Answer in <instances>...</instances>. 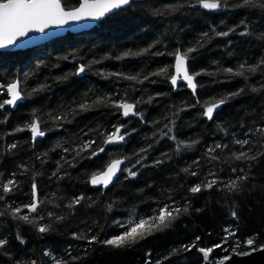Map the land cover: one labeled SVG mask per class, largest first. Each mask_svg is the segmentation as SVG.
Here are the masks:
<instances>
[{"label": "trees", "instance_id": "obj_1", "mask_svg": "<svg viewBox=\"0 0 264 264\" xmlns=\"http://www.w3.org/2000/svg\"><path fill=\"white\" fill-rule=\"evenodd\" d=\"M64 2L74 6L78 0ZM220 32L229 34L218 36ZM190 47L196 51L188 55V68L199 73L195 93L183 81L172 86L169 75H152L161 68L173 74V53ZM125 52L142 54L123 57ZM262 60L264 9L244 6L242 0H227L219 10L202 9L196 0H132L89 29L68 31L25 49L0 50V83L18 77L26 93L15 107L0 109V186L16 181L12 192L0 187V212L6 213L0 216V239L8 242L0 249V264H53L51 256L81 257L74 264H141L147 257L151 264H203L199 247L223 245L210 254L211 261L228 256L237 240V252L249 251L243 243L248 238L264 245V135L257 131L264 128V65L244 76L224 71ZM81 64L86 71L77 74ZM129 75L139 81L124 78ZM41 85L45 87L33 92ZM235 92L239 95H230ZM224 97L229 98L208 120L205 102ZM6 98V92L0 94V101ZM101 98L135 103L137 114L124 117L107 102L94 103ZM85 102L91 105L86 111L79 108ZM57 115L65 119L53 120ZM35 117L46 135L33 141L29 131L16 129ZM117 126L127 132L124 141L89 158ZM245 139L249 144L243 148L235 143ZM89 140L96 141L92 150L77 156L74 150ZM181 141L196 143L177 150ZM217 144L227 147L209 153ZM240 151L257 159L236 161L233 153ZM118 156L127 157L118 178L105 190L92 187L91 174ZM128 168L136 175L130 176L124 170ZM193 171L197 174L191 175ZM241 176L248 179L229 191L231 181ZM213 178L219 183L211 190L189 191ZM33 183L41 203L32 215L44 216L40 222L51 225L44 234L9 214V205L32 201ZM79 196L85 199L69 207ZM163 204L187 211L134 245L117 249L74 237L80 233L108 239L124 231L118 224L133 213L137 219L148 217ZM226 228L235 235L225 244ZM193 242L191 251L173 254Z\"/></svg>", "mask_w": 264, "mask_h": 264}, {"label": "snow or ice", "instance_id": "obj_2", "mask_svg": "<svg viewBox=\"0 0 264 264\" xmlns=\"http://www.w3.org/2000/svg\"><path fill=\"white\" fill-rule=\"evenodd\" d=\"M132 3V0H78L77 5L68 6L66 2L62 3V0H0V49L8 48L10 46L17 45V42L20 41V46L28 43L33 38H29V40H23L22 38L29 37V33H44L46 29L50 28H60L65 25H68L70 22H80L84 20H100L106 17L109 14L114 13L117 10H120L126 6H129ZM227 0H196V4L205 10H219L223 6H225ZM244 6H256L261 9H264V0H242ZM176 9H172L175 11ZM228 32H220L217 33L218 36H227ZM207 36V33L204 34ZM144 52H147L148 49H144ZM196 48H188L186 51L181 52L177 50L173 53L174 56V74H169L168 68H161L159 71L152 73L153 76H162L169 75L170 83L172 86H177L178 81L186 82L187 87L192 89L193 93L197 88V84L195 83L196 74H190L188 69V55L192 52H195ZM142 53H132L125 52L123 57L132 56V55H141ZM119 57V58H123ZM261 65H264V60L260 62L259 65H245L240 64L238 69L234 70L233 68L224 69V71L231 73L235 76H244L246 72L253 73L256 72ZM86 71V66L81 64L77 69V74L84 73ZM109 75H123L120 73H110ZM125 79L139 81V76L137 75H129L125 76ZM144 79H148L147 76ZM142 82V81H141ZM45 86L41 85L37 89H33V92H38L42 90ZM242 91V90H241ZM7 94V98L0 101V109H4L5 106H16L17 103L25 98L26 93L24 92L21 81L19 79L13 80L7 85L0 83V94ZM231 96L239 95V92L231 93ZM229 97H224L219 100H215L212 102H205L204 104V112L203 115L208 119L212 120L214 116V112L217 108L223 105ZM109 103L112 107H115L121 110L122 115L124 117H128L129 115H136L135 112L136 104L128 102L125 99L120 100H111L109 98H101L94 103ZM91 105L87 102L81 103L79 108L81 110H88ZM53 120L59 121L65 119L64 116H53ZM165 128L168 125L164 126ZM29 131L31 134V138L33 141L38 137H43L46 135V132L41 128V120L39 117L33 118L30 122L25 124L23 127H18L16 129L17 132ZM122 126L115 127V130L104 137L105 145L119 144L124 141L125 135L121 134ZM171 131V129H169ZM261 135H264V128L257 129ZM167 135V133H163ZM196 143L195 141L192 144ZM236 144H239L242 148L249 144V140H236ZM96 144L95 140L86 141L79 148L75 149V153L77 156L82 155L85 152H89L92 150V146ZM192 144L186 142H179L177 144V150L180 149L181 146L184 148L192 147ZM17 145L13 143L11 148H16ZM227 145L217 144L214 148H209V153L214 152L219 148H226ZM64 151H69L68 149H64ZM105 151L104 147H100L98 150L91 151V157H95L100 153ZM141 152H146L147 149H141ZM260 155H264L261 153ZM233 157L236 161H248V160H256V155H249L247 151H240L238 153H233ZM127 157L124 158H114L111 159L104 167L103 170L95 171L91 174L89 183L92 186H103L107 188L110 184L113 183L114 178L118 173L122 171L121 166L125 164ZM213 160L218 159V157L213 156ZM162 161H157V163H161ZM139 163V161H137ZM135 166V165H134ZM133 166V167H134ZM128 172L130 176H135L136 173L133 172L130 168L124 169ZM185 172H188V169H184ZM233 172L236 171L235 168L232 169ZM243 171V169H241ZM196 172H192L191 175H196ZM209 176L215 177V173H209ZM247 176H241L237 179L231 181L228 185L229 191H233L237 189L239 183L241 181L247 180ZM219 181L215 178L205 180L202 183L195 184L192 186L189 191L192 194H198L203 190H211L214 186H216ZM16 185L15 180H9L6 184H3L2 191L4 193L12 192L13 188ZM36 184L33 183V199L30 203L24 204L22 206L13 207L11 205L8 206L9 214L13 220L22 221L27 225L33 226L38 233L44 234L51 230V225L47 223H41L45 218L44 216H33L32 214L38 213V209L40 207V199L38 193L36 191ZM4 197L0 195V199ZM85 197L79 196L73 199L69 207H74L79 205L81 201H83ZM110 207V206H109ZM25 209L27 212L25 213ZM187 208L176 207L172 204H163L158 207L154 214L148 217H140L136 218L133 213L130 218L121 224H118L119 227L123 228L124 231L118 235L112 236L105 240H99L97 236L88 237L84 234H74V237L78 240H84L88 245H92L94 243H100L102 245L112 247V248H124L138 243L139 241L146 239L147 237L155 234L156 232L163 231L165 228L169 227L180 215L182 212H186ZM5 212H0V216L5 215ZM49 217H53L54 214L49 212ZM231 216L235 218L237 216L236 211L231 212ZM55 219L57 221H63L64 217L56 216ZM226 235L224 237V243L228 242L229 237L234 236L235 232L230 228L224 229ZM200 237H196L195 240L199 241ZM7 240L0 239V249L4 248L7 244ZM244 245L249 249L244 253H238L241 255H251L253 252L257 250L264 251V245H256L255 239L248 238L244 242ZM241 246L240 242L237 240L235 243V247L233 251ZM196 247V243L183 245L181 249L173 250V254L183 251H191L192 248ZM215 248H223L222 244H217L209 248L200 247L197 249L199 253L202 254L203 261L205 264H208L210 261V254L214 251ZM87 251V250H85ZM46 256H50V253H45ZM71 256V253H68ZM150 255V254H149ZM168 257H165L167 259ZM53 264H74V262L81 259L79 256H72L70 260H66L64 258H57L55 256H51ZM230 256H224L222 258L211 257V264H227V261L230 260ZM28 264H37L35 260H31ZM146 264H151V261L146 262ZM158 264H163V262H158Z\"/></svg>", "mask_w": 264, "mask_h": 264}, {"label": "water", "instance_id": "obj_3", "mask_svg": "<svg viewBox=\"0 0 264 264\" xmlns=\"http://www.w3.org/2000/svg\"><path fill=\"white\" fill-rule=\"evenodd\" d=\"M104 18H102V19H104ZM102 19H100V20H102ZM100 20H84V21H80V22H70L68 25H65V26L60 27V28L46 29V31L44 33H29V37H25L22 39L26 40V41L29 40V38H33V39L28 41V43L23 44V46H20L21 42L18 41L17 45L10 46L8 48H3L0 50H17V49H25V48H28L31 46H35V45L41 44L43 42H46V41H48L54 37L63 35L65 33H67L68 31L77 32V31H81L84 29H89V28L93 27L96 23H98ZM189 72H190V70H189ZM173 74H174V72H173ZM190 74H192V73L190 72ZM16 79H19V78L16 77L14 80H16ZM179 82L180 81H178V83ZM23 100H21V101H23ZM121 134L126 136L127 132H124ZM106 146H108V145L104 144L103 147L105 148ZM114 158H124V156H118V157H114ZM114 158H112V159H114ZM122 166H121V168H122ZM119 175H120V173L117 174V176L114 178L113 182L118 178ZM89 179H90V177H89ZM109 186H111V184ZM92 187H99V186H92ZM101 187L103 190L108 188V187L104 188L103 186H101ZM36 191H37V189H36ZM204 248H206V247H204ZM238 253H244V252H238ZM228 256H230L231 259L227 261V264H264V251H262V250H257L255 252H253L251 255H241V254H237V251L236 252L232 251ZM148 261H151V258L147 257L141 264H146V262H148ZM203 264H205V262H203ZM208 264H211V261H209Z\"/></svg>", "mask_w": 264, "mask_h": 264}, {"label": "flooded vegetation", "instance_id": "obj_4", "mask_svg": "<svg viewBox=\"0 0 264 264\" xmlns=\"http://www.w3.org/2000/svg\"><path fill=\"white\" fill-rule=\"evenodd\" d=\"M103 146H104V144H103ZM103 146H102V147H103ZM100 187H101V186H100ZM102 190H103V189H102Z\"/></svg>", "mask_w": 264, "mask_h": 264}]
</instances>
